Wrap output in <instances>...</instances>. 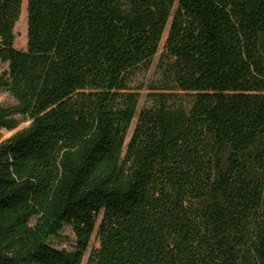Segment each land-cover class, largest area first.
I'll return each instance as SVG.
<instances>
[{"label": "trees", "instance_id": "1", "mask_svg": "<svg viewBox=\"0 0 264 264\" xmlns=\"http://www.w3.org/2000/svg\"><path fill=\"white\" fill-rule=\"evenodd\" d=\"M23 1L0 0V131L29 122L0 142V264H264V0H25L22 51Z\"/></svg>", "mask_w": 264, "mask_h": 264}, {"label": "rangeland", "instance_id": "2", "mask_svg": "<svg viewBox=\"0 0 264 264\" xmlns=\"http://www.w3.org/2000/svg\"><path fill=\"white\" fill-rule=\"evenodd\" d=\"M26 1H23L22 10H21V16L18 20V22L15 24L14 27V48L18 50H26V32H27V23H26V16H24V13L26 12ZM177 6V1L174 5L173 11L175 10ZM25 10V11H24ZM25 17V18H24ZM170 24V23H169ZM169 24L164 32L162 41L159 46V51L155 55V57L152 60L151 66L149 69L145 71L138 72L136 76L133 78L130 88L133 92L137 93L139 96V103H138V112L144 108V107H150L152 105V100L155 97V93H162V87L165 85V80L162 77V69H161V53L163 51V45L167 36ZM6 69V66H0V73ZM178 97L182 98V101H186V96H184L181 93L177 94ZM177 99V98H176ZM178 101V100H175ZM0 104L5 107H16V102L9 97L7 94L2 93L0 95ZM14 119L17 120L18 126L12 131L7 130H1L0 131V142L10 138L12 135H14L16 132L26 128L29 125V122L22 118L20 115H15ZM135 120L132 123V126L129 130V134H131L133 127H134ZM50 244L56 248V249H72L74 245V235L70 228L65 227L64 230L61 232V234L53 238L50 241ZM92 247H97V242L95 240V234L92 237L91 241ZM88 254L85 255L83 264L86 263Z\"/></svg>", "mask_w": 264, "mask_h": 264}, {"label": "bare ground", "instance_id": "3", "mask_svg": "<svg viewBox=\"0 0 264 264\" xmlns=\"http://www.w3.org/2000/svg\"><path fill=\"white\" fill-rule=\"evenodd\" d=\"M26 5V4H25ZM25 11V10H24ZM22 15V14H21ZM24 16H26V12L24 13ZM27 17V16H26ZM25 18V17H24Z\"/></svg>", "mask_w": 264, "mask_h": 264}]
</instances>
